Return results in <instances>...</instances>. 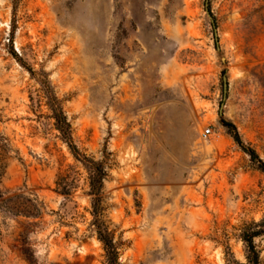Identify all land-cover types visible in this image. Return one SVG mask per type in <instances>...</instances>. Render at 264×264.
<instances>
[{
  "label": "rangeland",
  "instance_id": "obj_1",
  "mask_svg": "<svg viewBox=\"0 0 264 264\" xmlns=\"http://www.w3.org/2000/svg\"><path fill=\"white\" fill-rule=\"evenodd\" d=\"M206 4L0 0V264H107L83 156L120 264L248 263L264 172L229 126L264 162V0Z\"/></svg>",
  "mask_w": 264,
  "mask_h": 264
},
{
  "label": "trees",
  "instance_id": "obj_2",
  "mask_svg": "<svg viewBox=\"0 0 264 264\" xmlns=\"http://www.w3.org/2000/svg\"><path fill=\"white\" fill-rule=\"evenodd\" d=\"M48 98L54 114V118L56 119V125L58 129L61 131L63 137L69 143L70 148L75 153L76 157L81 156L78 148L73 144L71 125L68 122V119L58 98L54 95H48ZM229 127V133L236 141V143L241 146L243 151L249 154L251 161L253 162L255 167L264 172V162L260 159L257 151L252 147L244 145L240 133L235 125L231 124ZM82 158L90 165V194L92 195L94 209L93 214L95 217L93 220V225L96 228L99 240L105 247L107 264H120L118 247L115 243L111 231L105 225V222L102 218V191L104 188V180L107 176V172L102 164L95 162L85 156H83ZM63 192L66 193L67 189H64ZM15 212L18 214H23L25 216H36L39 212L38 202L34 198H28L27 203L24 204L21 209L17 208ZM263 234L264 221L252 222L251 224L244 227L241 236L247 247V264H261L260 253L256 247L255 238Z\"/></svg>",
  "mask_w": 264,
  "mask_h": 264
},
{
  "label": "water",
  "instance_id": "obj_3",
  "mask_svg": "<svg viewBox=\"0 0 264 264\" xmlns=\"http://www.w3.org/2000/svg\"><path fill=\"white\" fill-rule=\"evenodd\" d=\"M206 7H207V11H208V14L210 15V17L212 18L210 12H209V0H207V4H206ZM217 40H218V37H217ZM224 87H225V96H224V101L222 103V106H221V115H223V109L225 107V101L227 100L228 98V91H229V83L227 82V78L225 77V84H224Z\"/></svg>",
  "mask_w": 264,
  "mask_h": 264
},
{
  "label": "built area",
  "instance_id": "obj_4",
  "mask_svg": "<svg viewBox=\"0 0 264 264\" xmlns=\"http://www.w3.org/2000/svg\"><path fill=\"white\" fill-rule=\"evenodd\" d=\"M203 134L205 137L211 136L213 134V129L211 127H207Z\"/></svg>",
  "mask_w": 264,
  "mask_h": 264
},
{
  "label": "bare ground",
  "instance_id": "obj_5",
  "mask_svg": "<svg viewBox=\"0 0 264 264\" xmlns=\"http://www.w3.org/2000/svg\"><path fill=\"white\" fill-rule=\"evenodd\" d=\"M1 24H2V25H5L6 27L9 26V22H8V21L2 22Z\"/></svg>",
  "mask_w": 264,
  "mask_h": 264
}]
</instances>
